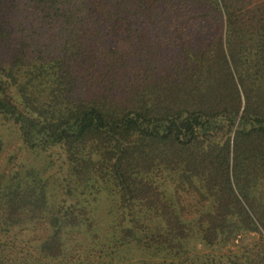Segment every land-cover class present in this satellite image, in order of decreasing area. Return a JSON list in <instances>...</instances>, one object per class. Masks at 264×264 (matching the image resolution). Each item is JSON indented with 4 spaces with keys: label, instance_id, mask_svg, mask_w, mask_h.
<instances>
[{
    "label": "trees",
    "instance_id": "16d2710c",
    "mask_svg": "<svg viewBox=\"0 0 264 264\" xmlns=\"http://www.w3.org/2000/svg\"><path fill=\"white\" fill-rule=\"evenodd\" d=\"M0 264H264V0H0Z\"/></svg>",
    "mask_w": 264,
    "mask_h": 264
}]
</instances>
